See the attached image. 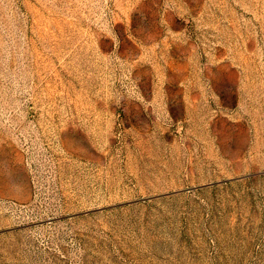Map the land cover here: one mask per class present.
I'll list each match as a JSON object with an SVG mask.
<instances>
[{
  "label": "rangeland",
  "instance_id": "obj_1",
  "mask_svg": "<svg viewBox=\"0 0 264 264\" xmlns=\"http://www.w3.org/2000/svg\"><path fill=\"white\" fill-rule=\"evenodd\" d=\"M0 264H264V0H0Z\"/></svg>",
  "mask_w": 264,
  "mask_h": 264
}]
</instances>
